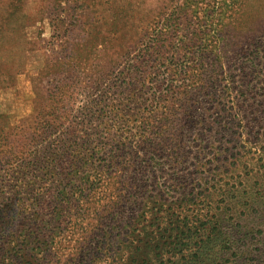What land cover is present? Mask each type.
<instances>
[{
  "label": "rangeland",
  "instance_id": "obj_1",
  "mask_svg": "<svg viewBox=\"0 0 264 264\" xmlns=\"http://www.w3.org/2000/svg\"><path fill=\"white\" fill-rule=\"evenodd\" d=\"M18 1L28 20L0 38V264H144L157 247L185 263V224L215 231L207 264H264V67L245 100L227 78L264 48V0H239L225 42L193 57L202 11L183 0Z\"/></svg>",
  "mask_w": 264,
  "mask_h": 264
},
{
  "label": "trees",
  "instance_id": "obj_2",
  "mask_svg": "<svg viewBox=\"0 0 264 264\" xmlns=\"http://www.w3.org/2000/svg\"><path fill=\"white\" fill-rule=\"evenodd\" d=\"M206 0H183V4L181 5H177L174 10L177 11L176 13H181L184 11L188 12H196V10H200L202 11V16L200 19H198L197 16V23L198 26L201 27L203 30H201V38H199V40L197 42H199V44H196V48L194 47H190V50H195V53H192V57L195 56V54L199 53V51L197 50L202 49V48H208L210 47L211 43L214 42V46L216 47H220V44L223 41V38L221 36V31L220 28L224 23V20L228 14V11L231 9H234L236 7V5H238L239 0H210L208 3L205 2ZM244 1V0H243ZM21 4L19 3L18 0H15L14 2H11V8L12 10H18V11H22L19 6ZM9 6V7H10ZM198 7H201L198 9ZM196 15L198 13H195ZM175 17H171L169 19H167V28H172L177 30L178 27H176L175 25L179 26L178 24H176V20H174ZM28 20V19H27ZM7 22H3L0 21V30L4 29V24ZM21 29H17L15 31H18ZM14 32V31H13ZM13 32L9 33L8 37L10 39V37L13 35ZM8 48L1 50L0 52H8L11 51L12 45L10 43V40L8 42ZM250 49V46L247 47V50L244 52H240L239 54H237V59L239 56H244L247 51ZM18 52V50H17ZM263 53V55H261ZM235 56V57H236ZM202 59V53H200L199 58H197L196 60H201ZM224 57L222 56H218V61H219V68H221L222 70H224L225 66L229 65V61L230 60H226V62L223 61ZM236 59H233V61H235ZM235 66L233 67L234 70L228 69L227 71V78L229 79V83H231L233 85V90L237 91V96L240 94L242 99H247V94H250L253 92V89L251 88L252 85V81L257 77L255 76V74L260 73L261 72V66L263 65L264 67V48L262 49L261 44H258L257 47H254L253 51H252V58L247 60V61H238L236 60L235 62ZM225 74V72H224ZM206 77H208L206 75ZM239 77V79H238ZM246 81H249L247 84V88L245 90H239V86L241 85L244 86V84L246 83ZM79 149V150H78ZM83 152H85L84 147H79L77 146L75 148L74 151H72L70 154H74V157H77V155H81V153L83 154ZM177 153V154H176ZM176 153L174 154L175 156H179L181 155V150H179L178 148H176ZM62 154H66L64 151H62ZM89 155V154H88ZM87 157V156H86ZM85 158V157H84ZM83 158V159H84ZM74 161L71 162V166L75 169L78 170L79 169V165L81 164V159H76V158H72ZM112 167H110L108 170L103 171L100 170L97 173V178L99 180V185H101L103 187L104 183L107 185V183L109 184L111 182V180L117 179L115 174H112L111 171ZM136 178V176L134 177ZM12 182L14 183V181H7V182H3L2 184H6ZM17 184H24L20 181H16ZM101 187V188H102ZM129 187L130 189H135L137 187V178L133 181H131L129 183ZM99 190H91V193L94 191L93 196L96 195L97 193L101 192L104 193V188ZM117 195V199H120V196ZM84 199H87L84 197ZM87 201H90V203H92L91 199H87ZM99 212V210H98ZM102 213H98L97 215V223L99 225H101V222H103L105 220V217L102 216ZM187 228V230H189V233H184L183 238H178L179 241V245L177 246L178 250L180 249V253L179 256L183 257L185 259V257H187V262L185 263H180V264H207V262L210 261V259H208L207 253L209 251V248H207V246H209L211 243L216 242L217 239H215L214 241H212L211 243H209L211 241L212 238L207 237L208 239L203 240L202 238L205 237L206 234H213L215 235V231L212 232L211 228H206L204 229L200 234L202 236L201 238V242H200V238L197 237L196 232L194 233L192 228H194V226H191L189 224H185V226ZM179 231L182 230L181 226H179L177 228ZM215 230V228H212ZM221 235V234H219ZM222 236V235H221ZM187 237V241L184 243L183 239H186ZM216 237V235H215ZM184 243L182 246L181 244ZM181 246V248H180ZM160 250L163 251L162 248L157 247L154 252L155 255L151 257L153 262H147V259L144 260V264H166V261L164 259V257L162 256V254L159 252L157 253V251ZM193 254V256L189 255V254ZM133 255V254H132ZM188 255H189V259H188ZM215 255V254H214ZM217 259V258H216ZM171 262V260H170ZM213 262V261H212ZM137 264H142V263H138ZM171 264H179V259H177V262H172Z\"/></svg>",
  "mask_w": 264,
  "mask_h": 264
},
{
  "label": "crops",
  "instance_id": "obj_3",
  "mask_svg": "<svg viewBox=\"0 0 264 264\" xmlns=\"http://www.w3.org/2000/svg\"><path fill=\"white\" fill-rule=\"evenodd\" d=\"M10 5L11 3L7 2V0L0 1V21L7 22L4 24V29L0 30V38L7 37L9 33L17 30L20 25L23 27L24 20L27 21L26 17H24V11L12 10ZM4 46L5 43L1 42V47Z\"/></svg>",
  "mask_w": 264,
  "mask_h": 264
}]
</instances>
